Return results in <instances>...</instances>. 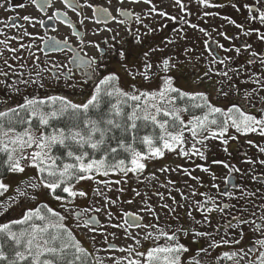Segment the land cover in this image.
<instances>
[{
    "label": "snow or ice",
    "instance_id": "obj_1",
    "mask_svg": "<svg viewBox=\"0 0 264 264\" xmlns=\"http://www.w3.org/2000/svg\"><path fill=\"white\" fill-rule=\"evenodd\" d=\"M61 2L85 28L73 33L79 51L94 50L72 57L79 79L68 65L41 67L32 49H42L23 43L36 37L15 22L43 27L44 19L19 13L33 6L47 16L51 0H0V10L16 14L0 19V264H264V0H194L195 22L185 0H118L116 14L91 0ZM140 5L147 7L136 11ZM229 8L235 18L221 14ZM61 18L71 23L67 11L47 16ZM209 19L222 23L213 27ZM86 22L103 25L91 36L111 35L89 39ZM170 23L171 35H164ZM226 25L240 34L239 43ZM189 30L203 35L210 57L194 77L188 69L203 53L195 55ZM61 43L67 41L47 39L53 51ZM213 75L220 79L212 91L181 83L191 77L199 86ZM50 79L79 88L84 98L41 92ZM233 144L254 150L244 154V169ZM169 155L190 165L163 163ZM214 168L227 170L228 182L239 174L259 186L221 190ZM125 192L132 198L123 203L139 211H122L125 219L113 223L111 209H122ZM89 198L93 203L81 209L78 201ZM16 209L19 218H11ZM101 212L108 223L98 228ZM109 227L123 231V246Z\"/></svg>",
    "mask_w": 264,
    "mask_h": 264
},
{
    "label": "flooded vegetation",
    "instance_id": "obj_2",
    "mask_svg": "<svg viewBox=\"0 0 264 264\" xmlns=\"http://www.w3.org/2000/svg\"><path fill=\"white\" fill-rule=\"evenodd\" d=\"M17 2H25V0H17ZM51 2H52V6L47 8V16H51L56 9H60L61 11H67L68 12V19L71 23L63 22L62 18L60 20L49 21L47 19V16H45L43 13L39 12L33 6H30L25 11H21L19 13V16L22 17L23 15L31 14L34 17L44 19L45 24L43 27H40L39 25H37L35 28H32L22 19H17L15 22L18 25H24L25 27H27L28 31L32 32L33 36L36 37L34 40L31 37H25L23 40V43H25V44L34 43L35 45L38 46L39 49H42V51H37L35 48L32 49L33 51L36 52V55L40 57L41 61L44 62V64H42L41 67H44L45 64L48 67H52L53 63L61 64V65H68L69 67L73 68V70L75 72V76L77 77V79H79L80 77H82V72L79 70H76L75 65L70 64L72 57L76 54L83 55L84 53H88L90 55V54H92V52L94 50L89 49V48H85L83 52L79 51V48H77V45L79 43V38L77 36H74L73 33L76 31H79L81 34H83L85 31L84 26H80L78 24V17L76 16V14L71 12L70 9H66L65 6L62 4L61 0H51ZM91 2L93 4H96V5H99L102 7H110V10L112 11L113 14H116L115 9L120 6L118 3V0H112L111 6H109L108 0H91ZM220 2L226 3L227 0L226 1H220ZM186 3H188L189 7H190V4L195 3V2H194V0H187ZM126 6L132 7L130 5H126ZM145 7H147V6L140 5V6H137L135 10L140 11L142 8H145ZM84 11H85V14L87 16H89V17L92 16L91 9H85ZM170 12H173V14H176L175 10H173L172 8H170ZM13 15H16V14L12 13V12L5 13L4 11L0 10V19L5 18L6 16H13ZM73 25H75V27H73ZM86 25H87V29L89 30V33H88L89 39H94V40L99 41L102 39V36H110L111 35V33H103L101 36L93 37V36H91V30H94L96 27H102L103 25L98 26V25H95L91 22H86ZM109 26L118 30L120 32V36L124 37L125 40L131 39V37L128 36V34L124 31L123 26H118V25L112 23L111 21H109ZM131 26L133 28H135L134 24ZM156 26H158V25H156ZM172 27H173V24L170 23L169 27L165 31L164 35H169ZM8 34L14 35V34H16V30L12 29ZM229 34L230 35L235 34L236 42H237V39L241 38L240 34H238L236 32H230ZM156 36L159 38H163L161 36V33H156ZM48 37H52L55 40L60 41V42L67 41V44L61 43V50L53 51L52 49L47 47ZM2 38L3 37H0V39H2ZM192 41H194V40L192 39ZM157 42H159V41H157ZM209 43H210L212 48L216 47V45L212 44L211 41ZM12 46H14V47L18 46V42L13 41ZM73 49H76V52H73ZM217 53L219 55H222V51H220L218 49H217ZM23 55L26 56L27 52H24ZM209 59H210V57H209ZM26 63L28 64V67H31V61H27ZM205 67H206V62H205ZM27 70H28V68H25L23 71L26 72ZM189 72H193L192 74H195L196 71L193 69V67H190L188 69V73ZM186 75H187V73H186ZM192 76L194 77L195 75H192ZM189 81H190V79H189ZM210 81H211L210 82L211 86H214V85L216 86V81H218V76H213ZM49 83L51 84L50 88L43 89L40 91L41 92L47 91L48 94H60V95L69 94V95H71V97L74 100H77V101L84 98L83 96H81L79 94L80 93L79 88H77L75 90H73L72 88H67L64 86L63 81H61L60 83H57L54 80L50 79ZM88 87H91L90 83H89ZM3 95H4V93L2 91H0V96H3ZM250 138L255 139V137H250ZM230 150L233 151L234 156H238L240 158V162L238 163L237 166H239L241 168H242L243 160L245 158L244 154L246 152L250 153V152L254 151V150H249L246 145H243L237 151L236 144H233L231 146ZM218 151L219 150H217V152ZM215 154L216 153H213V155H215ZM219 155L223 156L224 154L219 153ZM197 162L202 163L201 161H197ZM232 162L237 163V161L235 159H233ZM185 163H187V161H185ZM218 171L220 172V175H221V178L219 177L220 182H218V184H220V186H221V190H223L225 187H227L231 191L233 184L240 183L241 176L239 174H234L232 179H231V182H228L225 179L227 176V170L219 168ZM225 200H227V198H225ZM144 246H145L144 248L146 249L147 247L150 246V244L145 242Z\"/></svg>",
    "mask_w": 264,
    "mask_h": 264
},
{
    "label": "rangeland",
    "instance_id": "obj_3",
    "mask_svg": "<svg viewBox=\"0 0 264 264\" xmlns=\"http://www.w3.org/2000/svg\"><path fill=\"white\" fill-rule=\"evenodd\" d=\"M186 1L187 0H185V2ZM220 1H226V0H219V2ZM170 2H171V0H164V3L166 5L170 4ZM190 9L192 10L193 15L191 17H189V19H191L193 22H195L197 20V18H198V15H199L198 6L195 3H192V4H190ZM168 10L170 11V8H168ZM210 10H214V9H210ZM220 11H221L222 15L233 14V16L235 18V14L232 13V10L230 8L229 9H225V10H220ZM175 12H178V10H175ZM220 23H222V21H220L219 19H216V20L209 19V24H211L213 27L218 26ZM226 29H227L228 33L236 32V30L234 28H232L231 26H227L226 25ZM170 33H169V35H171ZM189 35L194 40V41H191V42L195 43V55L199 56L201 53H203V58L198 62V65L193 68L196 71L195 74H192L193 72H189V73H191V77H193L192 75H196L197 72H201V74H202V70H204L206 68L205 67V62H207L209 60V57H208V55H207L208 53L205 51L203 43H202V40L204 39L203 35L199 34V33H195L194 34V33L191 32V30H189ZM195 37H200V38L196 39ZM221 42H224V41L221 39ZM222 55H223V53H222ZM213 76H215V75H213ZM212 77L210 79H205L203 81V83L200 84L199 86L191 83V78H190V81H188V82L181 81V83L185 84V86L189 90H205L206 89L208 91H212L213 86L210 85V82H211L210 80L212 79ZM219 79H220V77H218V80ZM240 79H243V77H241ZM216 86L218 87L219 85L216 84ZM163 163H173V166H175L176 163H183L185 165H190V162L187 161V163H185V161L180 160V159H178V158H176V157H174L172 155H169L168 159L166 161H163ZM246 167H247V165L242 164V169H244ZM214 170L217 172L218 177L221 178L220 172L218 171L219 168H214ZM195 174L196 175H202L204 180H205V183H208V181L210 180V177H208L205 174H202V173H199V172H196ZM110 178L111 179H116L117 177L113 176V177H110ZM172 178L173 179H177V177L174 176V175L172 176ZM161 179L163 180L164 177H161ZM218 182H220L219 179L216 181V183H218ZM240 183L247 184V186L250 189L259 186V185H256L255 182H250L247 178H242V177H241ZM135 186L136 185H133V187H135ZM141 190H143L142 186H141ZM202 190H207V189H202ZM215 191L216 190H212L213 194H215ZM111 195H112L113 198H115L116 193H111ZM131 198H132L131 193L130 192H125L120 197L121 203H122V209L119 206H113L112 207L111 211H113L114 216H115V219L112 221L113 223H116L118 221H120V222L123 221L124 217H122V214H121L122 211H127V212H138L139 211V207H138V205L136 203H133V204L123 203V201H125L127 199H131ZM97 199L99 200V198H97ZM78 203H79V207L81 209H85V208H88L93 202H92L91 198H89L88 200L78 201ZM97 206H100V204H97ZM20 211H21L20 209H16L14 212H12L11 213V218H19ZM95 215L97 216V219L99 221V225L97 226L98 228L102 227L103 225L108 223V217L106 216V214L104 212H101V213L95 214ZM0 222H3V221H0ZM144 222L145 223L150 222V217L146 216L145 219H144ZM72 227H75L74 223H72ZM133 231L135 232V231H139V230L133 229ZM107 232H109V233L115 232L116 233L117 239H115L113 242L115 244H117L118 246H123L126 243V241L123 238V231L122 230H118V229L109 227L107 229ZM79 237L82 240H87V237L85 236L84 232H80L79 233ZM109 238L112 239L111 237H109ZM98 241H99V243H98L97 246L99 247L100 244L102 243V237L101 236H98ZM101 255H104V253H101Z\"/></svg>",
    "mask_w": 264,
    "mask_h": 264
},
{
    "label": "water",
    "instance_id": "obj_4",
    "mask_svg": "<svg viewBox=\"0 0 264 264\" xmlns=\"http://www.w3.org/2000/svg\"><path fill=\"white\" fill-rule=\"evenodd\" d=\"M233 35V34H232ZM240 40H241V38H239V39H237V43H239L240 42ZM125 219V218H124ZM97 221H98V219H97ZM99 225V221H98V223L95 225L96 227Z\"/></svg>",
    "mask_w": 264,
    "mask_h": 264
}]
</instances>
